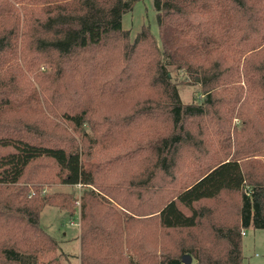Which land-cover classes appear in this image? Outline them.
Masks as SVG:
<instances>
[{
  "label": "trees",
  "instance_id": "obj_1",
  "mask_svg": "<svg viewBox=\"0 0 264 264\" xmlns=\"http://www.w3.org/2000/svg\"><path fill=\"white\" fill-rule=\"evenodd\" d=\"M138 1L0 0V264H76L54 184L80 264H244L264 229V0H154L159 40Z\"/></svg>",
  "mask_w": 264,
  "mask_h": 264
},
{
  "label": "rangeland",
  "instance_id": "obj_2",
  "mask_svg": "<svg viewBox=\"0 0 264 264\" xmlns=\"http://www.w3.org/2000/svg\"><path fill=\"white\" fill-rule=\"evenodd\" d=\"M143 25L150 27V30L159 40V30L157 24V12L154 0H140L131 12L123 16V28L131 32V36H136ZM173 81L179 83V91L184 102L199 100L202 96L199 85H189L182 82L186 74L178 71L174 66L170 67ZM239 123L238 120H235ZM72 191L76 200L74 205L76 213L69 214L67 210L46 205L41 213V224L46 231L51 233L60 244L62 260H68L76 264L81 263V211H80V191L79 187L68 185H51L46 188V192ZM242 237L244 264H264V229H254L253 227L244 229Z\"/></svg>",
  "mask_w": 264,
  "mask_h": 264
},
{
  "label": "water",
  "instance_id": "obj_3",
  "mask_svg": "<svg viewBox=\"0 0 264 264\" xmlns=\"http://www.w3.org/2000/svg\"><path fill=\"white\" fill-rule=\"evenodd\" d=\"M183 261L185 264H191L192 263V257L190 254H186L183 257Z\"/></svg>",
  "mask_w": 264,
  "mask_h": 264
},
{
  "label": "crops",
  "instance_id": "obj_4",
  "mask_svg": "<svg viewBox=\"0 0 264 264\" xmlns=\"http://www.w3.org/2000/svg\"><path fill=\"white\" fill-rule=\"evenodd\" d=\"M244 232V231H243ZM245 234V233H244Z\"/></svg>",
  "mask_w": 264,
  "mask_h": 264
},
{
  "label": "built area",
  "instance_id": "obj_5",
  "mask_svg": "<svg viewBox=\"0 0 264 264\" xmlns=\"http://www.w3.org/2000/svg\"><path fill=\"white\" fill-rule=\"evenodd\" d=\"M244 233V232H243Z\"/></svg>",
  "mask_w": 264,
  "mask_h": 264
}]
</instances>
